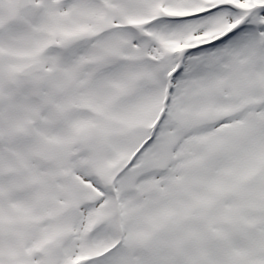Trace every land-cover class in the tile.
<instances>
[{
    "label": "snow or ice",
    "instance_id": "obj_1",
    "mask_svg": "<svg viewBox=\"0 0 264 264\" xmlns=\"http://www.w3.org/2000/svg\"><path fill=\"white\" fill-rule=\"evenodd\" d=\"M0 264H264V0H0Z\"/></svg>",
    "mask_w": 264,
    "mask_h": 264
}]
</instances>
